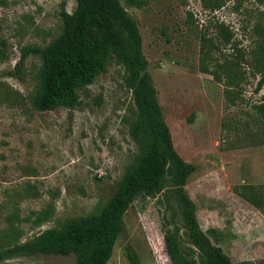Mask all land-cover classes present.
I'll return each instance as SVG.
<instances>
[{
  "label": "rangeland",
  "instance_id": "374dc122",
  "mask_svg": "<svg viewBox=\"0 0 264 264\" xmlns=\"http://www.w3.org/2000/svg\"><path fill=\"white\" fill-rule=\"evenodd\" d=\"M120 1L138 23L200 227L234 262L264 264V117L256 110L264 85L248 57L264 33V0ZM76 7L77 0H0V247L98 214L139 152L130 134L137 109L121 64L111 60L74 107L45 111L30 100L41 59L29 55L16 70L21 48L49 45L62 32L61 12ZM218 22L232 31L230 42L217 36ZM123 221L107 264H132L130 245L140 264H172L164 235L175 226L182 246L193 247L169 174L160 192L135 198ZM0 264L78 262L71 253Z\"/></svg>",
  "mask_w": 264,
  "mask_h": 264
},
{
  "label": "trees",
  "instance_id": "16d2710c",
  "mask_svg": "<svg viewBox=\"0 0 264 264\" xmlns=\"http://www.w3.org/2000/svg\"><path fill=\"white\" fill-rule=\"evenodd\" d=\"M126 2L142 7L145 0ZM61 17L62 32L53 42L47 46L28 44L20 50L16 70L23 66L29 55H37L42 61L38 85L30 98L33 108L45 111L59 106L74 107L79 102V90L91 84L106 71L109 62L115 60L125 68L124 83L131 90L137 109L130 134L138 144L139 152L98 214L2 246L0 263L17 256L74 253L78 264H107L123 231V218L131 203L142 192H160L168 174L179 202L183 233L193 246H182L180 227L168 229L164 240L172 264L249 263L234 262L199 225L196 205L185 190L188 165L174 148L171 131L164 120L157 89L147 72L136 19L120 0H77L76 9L72 13L63 10ZM256 30L262 34L258 28ZM215 32L227 43L233 36L223 22L216 23ZM249 55L251 66L260 74L258 87L261 88L264 85V33ZM203 71L207 72V69ZM233 83L234 78L230 75L229 84ZM256 110L264 117V96ZM127 255L132 264H140L131 245Z\"/></svg>",
  "mask_w": 264,
  "mask_h": 264
}]
</instances>
